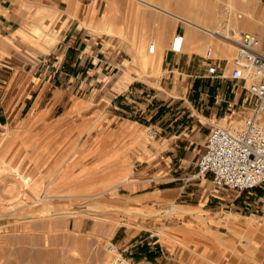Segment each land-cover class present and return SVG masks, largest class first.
<instances>
[{
    "label": "crops",
    "instance_id": "obj_1",
    "mask_svg": "<svg viewBox=\"0 0 264 264\" xmlns=\"http://www.w3.org/2000/svg\"><path fill=\"white\" fill-rule=\"evenodd\" d=\"M210 8L196 0H0V132L50 137V128H66L75 116L115 124L107 137L123 127L132 143L142 128L158 129V139L127 153L128 163L143 165L127 197L150 195L157 202L183 188L181 195L187 185L173 181L195 168L213 121L230 125L250 113L242 110L247 91L228 77L235 46L222 38L213 42L218 35L211 29L222 22ZM177 35L179 50L173 49ZM212 66L226 77H211ZM159 182L166 184L152 188ZM213 191L204 190L197 205L205 215L213 213L205 208L211 195L222 222L227 215L264 212L257 196ZM159 241L147 242L148 251ZM161 250L156 261L167 259Z\"/></svg>",
    "mask_w": 264,
    "mask_h": 264
},
{
    "label": "rangeland",
    "instance_id": "obj_2",
    "mask_svg": "<svg viewBox=\"0 0 264 264\" xmlns=\"http://www.w3.org/2000/svg\"><path fill=\"white\" fill-rule=\"evenodd\" d=\"M196 2L210 6L214 19L222 22L213 30L223 35L215 33L220 37L213 42L229 41L227 37L242 31L264 39V0ZM234 52L233 47L230 57ZM246 93L242 110L250 112L253 99ZM74 118L66 128H50V137L12 128L0 132V264H110L111 243L124 250L130 264H264V212L258 218L227 215L222 222L211 195L213 202L205 208L213 213L206 216L197 205L204 190L206 195L217 192L208 176L187 181L192 167L183 181H173L177 187L187 185L181 195L183 188L157 202L150 195L129 198V185L140 181L143 165L138 160L129 164L127 153L159 136L153 138L151 128H142L144 133L135 132L132 143L123 127L112 138L105 131L117 130L115 124ZM226 123L213 121L211 128ZM112 140L118 142L116 150H110ZM241 193L264 203V187ZM155 240L162 244L149 243V257L142 246ZM161 248L167 259L156 261Z\"/></svg>",
    "mask_w": 264,
    "mask_h": 264
},
{
    "label": "built area",
    "instance_id": "obj_3",
    "mask_svg": "<svg viewBox=\"0 0 264 264\" xmlns=\"http://www.w3.org/2000/svg\"><path fill=\"white\" fill-rule=\"evenodd\" d=\"M232 36L227 37L235 46L233 69L228 77L250 94L251 111L231 125L211 128L187 181L208 176L217 189L242 192L264 187V39L248 31ZM181 43L182 38L177 35L173 49L179 50ZM61 69L65 71L66 66L62 65ZM209 73L211 77H226L215 66L210 67ZM149 132L153 138L159 134L158 129L151 128ZM108 250L112 255L110 264H130L124 250L115 244L111 243Z\"/></svg>",
    "mask_w": 264,
    "mask_h": 264
},
{
    "label": "trees",
    "instance_id": "obj_4",
    "mask_svg": "<svg viewBox=\"0 0 264 264\" xmlns=\"http://www.w3.org/2000/svg\"><path fill=\"white\" fill-rule=\"evenodd\" d=\"M142 250L145 254H147L149 257H153V251H148L147 247L142 246Z\"/></svg>",
    "mask_w": 264,
    "mask_h": 264
},
{
    "label": "bare ground",
    "instance_id": "obj_5",
    "mask_svg": "<svg viewBox=\"0 0 264 264\" xmlns=\"http://www.w3.org/2000/svg\"><path fill=\"white\" fill-rule=\"evenodd\" d=\"M240 17H241V16H240ZM211 33H212V34L217 33V34L223 35V33H222L221 31H219V30H213V29H211ZM16 171L18 172V169H16ZM16 171H15V172H16ZM19 174H20V173H19ZM16 175H17V174H16ZM25 183L27 184L28 181L26 180ZM229 215H230V214H229Z\"/></svg>",
    "mask_w": 264,
    "mask_h": 264
}]
</instances>
